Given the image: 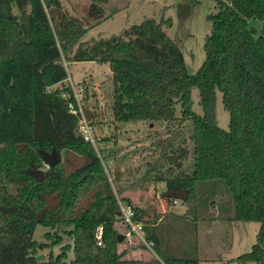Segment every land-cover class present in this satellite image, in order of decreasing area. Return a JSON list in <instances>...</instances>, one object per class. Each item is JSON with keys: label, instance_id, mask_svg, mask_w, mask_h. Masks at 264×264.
Wrapping results in <instances>:
<instances>
[{"label": "trees", "instance_id": "16d2710c", "mask_svg": "<svg viewBox=\"0 0 264 264\" xmlns=\"http://www.w3.org/2000/svg\"><path fill=\"white\" fill-rule=\"evenodd\" d=\"M88 1L87 20L96 23L107 0ZM213 1L203 61L188 73L179 47L162 29L170 24L163 13L158 21L145 18L73 51L86 26L65 16L58 0H0V264H64L70 243L52 255L63 235L72 244L68 264H139L115 250L118 205L97 153L76 132L77 116L61 97L70 93L61 55L109 65L115 120L150 128L162 123V134H177L174 147L170 137L157 140V160L166 167L156 166L154 180L164 191L187 189L180 202H195L207 221L219 220L225 200L228 220L259 223L250 249L234 260L264 264V32L249 25L264 20V0ZM193 87L201 114L190 108ZM216 91L228 113L227 130L215 124ZM51 149L71 151L82 163L67 174L59 162L44 168L39 151ZM40 167L44 179L35 183L27 170ZM90 187L92 200L75 215L78 195ZM125 204L157 255L149 264H199L195 256L164 249L160 226L167 214ZM98 225L100 246L93 236ZM37 227L43 243L34 237ZM39 244L46 249L42 260L36 256Z\"/></svg>", "mask_w": 264, "mask_h": 264}, {"label": "rangeland", "instance_id": "374dc122", "mask_svg": "<svg viewBox=\"0 0 264 264\" xmlns=\"http://www.w3.org/2000/svg\"><path fill=\"white\" fill-rule=\"evenodd\" d=\"M60 10L68 18H75L86 26L85 33L72 47H85L93 40L106 38L111 34H119L123 29L145 18L158 21L161 13L170 19V24L162 26L165 34L179 47L185 69L194 73L204 58L202 43L209 31L207 15L214 12L213 0H107L103 5L102 16L98 22L87 20L86 8L88 0H58ZM257 33L264 32V20H250ZM61 62L66 69L71 88L76 94L77 107L82 111L88 109L91 113L88 124L94 139L93 150L97 153L102 165L106 182L119 204L128 201L131 205L145 208L152 207L156 213L164 212L165 218L160 226L164 249L168 247L173 256H195L199 264H254L237 262L235 257L247 252L254 242L258 229L257 222H242L228 220L231 210L225 200L222 202L219 220L207 221L208 213L195 202L188 205L172 198L166 200L161 194L164 186L154 180L157 165L166 167L162 159L157 160L159 149L158 139L168 138L172 147L179 143L177 134H162L163 124L157 123L148 127L146 122H121L113 118L111 112L112 80L109 65L97 61H67L61 55ZM69 81L64 83L70 87ZM191 110L201 114L196 88L190 90ZM176 113L178 105L175 106ZM215 124L227 130L228 113L222 107L220 93L215 92L214 99ZM184 131V130H183ZM183 145L189 149L190 141L187 133L181 132ZM182 143V142H180ZM59 163L67 174L82 163L79 155L71 151L60 150ZM155 165V168H154ZM43 170L44 168H38ZM8 190L14 193L15 188L8 185ZM94 187H90L78 195L74 214L85 208L92 200ZM206 194V193H204ZM219 198L216 195L215 202ZM225 204V205H224ZM229 210V212H227ZM122 221L115 219L113 226L122 238L115 245V250L121 253V259L133 260L139 264H149L157 255L149 245L145 244L132 232L124 227ZM42 228L37 227L34 237L43 243L40 236ZM66 242L70 248L66 251L64 264L73 258L71 240H61L54 246L52 255L57 254L60 246ZM38 260L45 259L46 249L38 245L36 251Z\"/></svg>", "mask_w": 264, "mask_h": 264}, {"label": "built area", "instance_id": "2783aa9c", "mask_svg": "<svg viewBox=\"0 0 264 264\" xmlns=\"http://www.w3.org/2000/svg\"><path fill=\"white\" fill-rule=\"evenodd\" d=\"M66 80L69 81L68 83L70 85V93L63 92L61 94V97L67 101L68 112L77 116L76 132L82 137L84 141L90 143L91 146H94L95 141L91 136V128L88 124V121L83 115V111L79 107H77L76 94L71 88L72 85L70 83V80H68V78H66ZM43 166L44 168H47L44 163ZM118 211L121 221L128 227V231H132L145 244V246H147L148 244L144 240V233L141 228V224L139 222L133 221L134 213L131 206L129 204H119ZM93 236L96 245L100 246L102 243V227L100 225L95 227Z\"/></svg>", "mask_w": 264, "mask_h": 264}, {"label": "water", "instance_id": "95a60500", "mask_svg": "<svg viewBox=\"0 0 264 264\" xmlns=\"http://www.w3.org/2000/svg\"><path fill=\"white\" fill-rule=\"evenodd\" d=\"M83 115L86 120H90L91 113L88 109H83ZM39 155L41 157V161L47 166L52 167L56 163L59 162V155L53 149L50 152H46L43 150L39 151ZM28 175L33 179L35 183H41L44 179L43 171L40 169H29L27 170ZM188 194L187 189L182 190H165L162 192L161 196L166 198L185 200ZM119 214V213H118ZM122 237L120 235L117 236V242L120 241Z\"/></svg>", "mask_w": 264, "mask_h": 264}]
</instances>
